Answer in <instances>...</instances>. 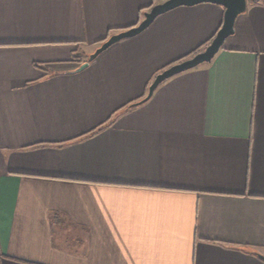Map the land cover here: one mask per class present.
<instances>
[{
  "label": "crops",
  "instance_id": "0c3cea01",
  "mask_svg": "<svg viewBox=\"0 0 264 264\" xmlns=\"http://www.w3.org/2000/svg\"><path fill=\"white\" fill-rule=\"evenodd\" d=\"M163 1L0 0V264H264V0L142 103L224 6H177L73 72Z\"/></svg>",
  "mask_w": 264,
  "mask_h": 264
},
{
  "label": "water",
  "instance_id": "95a60500",
  "mask_svg": "<svg viewBox=\"0 0 264 264\" xmlns=\"http://www.w3.org/2000/svg\"><path fill=\"white\" fill-rule=\"evenodd\" d=\"M202 2H213L224 6V20L222 26L217 31L211 42L203 50L195 53L191 57L175 62L157 73L149 85L148 94L138 103L148 100L158 85H160L166 79L180 72L196 67L203 62H209L213 59V57L224 44L226 38L234 33L236 18L239 14L246 10L247 0H165L160 3H156L149 10L145 11L143 19L138 24L113 33L107 37V39L103 41L100 46L89 55L88 59L81 63L80 66L77 67V69H75L73 72L81 71L88 67L92 60H94L100 53H102L114 43L122 39L138 35L148 28L159 15L177 6L194 5Z\"/></svg>",
  "mask_w": 264,
  "mask_h": 264
},
{
  "label": "trees",
  "instance_id": "16d2710c",
  "mask_svg": "<svg viewBox=\"0 0 264 264\" xmlns=\"http://www.w3.org/2000/svg\"><path fill=\"white\" fill-rule=\"evenodd\" d=\"M143 15H144V14H143ZM143 15H142V16H143ZM110 35H111V34H110ZM110 35H108V36H110ZM106 39H107V37L104 38L101 42L105 41ZM212 39H213V37H212ZM203 48H204V46L198 47V49H196L195 51H193V52L190 53L189 55H186V56H184V57L178 59V60L175 61V62H178V61H181V60H183V59H186V58H188L189 56H191V55H193V54H195V53H197V52L203 50ZM175 62H173V63H175Z\"/></svg>",
  "mask_w": 264,
  "mask_h": 264
}]
</instances>
